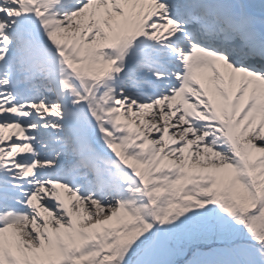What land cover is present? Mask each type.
I'll return each instance as SVG.
<instances>
[{"label": "snow or ice", "instance_id": "1", "mask_svg": "<svg viewBox=\"0 0 264 264\" xmlns=\"http://www.w3.org/2000/svg\"><path fill=\"white\" fill-rule=\"evenodd\" d=\"M0 264H264V0H0Z\"/></svg>", "mask_w": 264, "mask_h": 264}]
</instances>
